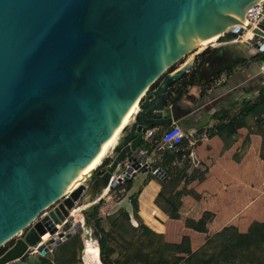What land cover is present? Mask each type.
<instances>
[{
  "label": "water",
  "instance_id": "obj_1",
  "mask_svg": "<svg viewBox=\"0 0 264 264\" xmlns=\"http://www.w3.org/2000/svg\"><path fill=\"white\" fill-rule=\"evenodd\" d=\"M257 1L0 0V247L13 241L0 264H24L82 230L76 222L36 248L56 231L53 218L68 217L85 191L84 184L68 194L64 188L144 95L111 161L89 177L92 194L148 170L143 135L192 111L172 101L170 90L205 48L151 86L196 49L195 38L241 35L230 17L242 21ZM253 32L261 38L249 42L263 50L264 32ZM238 44L246 45L220 44L210 53ZM125 161L130 167L114 180ZM154 175L163 180L167 173L157 168Z\"/></svg>",
  "mask_w": 264,
  "mask_h": 264
},
{
  "label": "crops",
  "instance_id": "obj_2",
  "mask_svg": "<svg viewBox=\"0 0 264 264\" xmlns=\"http://www.w3.org/2000/svg\"><path fill=\"white\" fill-rule=\"evenodd\" d=\"M249 63L236 67L229 77L223 74L218 80L221 83L218 88L207 90L206 99L198 98L194 87L179 99L192 111L176 122L186 136L172 151V164L176 166L173 171L180 179L175 180L174 187L167 189L169 192L171 190L172 195L181 192L172 199L179 207L180 218H200L203 215L210 218L206 232L190 229L186 233L190 240L193 237L214 239L218 233H226L231 228L239 234L248 233L254 228L258 232L264 231V101L243 117L244 125L239 127L228 120L213 117L215 112L222 113L224 110L228 114L240 113L242 94H258V85L243 88L259 76L257 72L245 69ZM163 127L151 128L156 132ZM161 155L162 152L153 151L149 156L152 161L156 159L160 162ZM169 178L167 175L163 181H169ZM150 183H153L152 188L155 185V191L149 190L148 194H144ZM161 189L162 185L155 178L143 185L138 198H143L140 200L139 214L148 218L144 213L148 208L156 207L157 219L148 220L154 221V226L159 229L155 231L166 235L168 228L165 219L169 216L154 201ZM201 233L204 236H199ZM172 234L177 236V230ZM246 251L237 249V255Z\"/></svg>",
  "mask_w": 264,
  "mask_h": 264
},
{
  "label": "trees",
  "instance_id": "obj_3",
  "mask_svg": "<svg viewBox=\"0 0 264 264\" xmlns=\"http://www.w3.org/2000/svg\"><path fill=\"white\" fill-rule=\"evenodd\" d=\"M253 58L254 59L252 60H254L257 65L258 63H264V51L258 52V54H256ZM193 79L194 73L193 70H190L189 72H186L180 80L175 82L170 90L171 100H179L185 93H187L190 85L192 84ZM156 86L157 81L152 85V88H155ZM257 91L258 94L253 99H244L242 101L240 113L238 112L234 114H228L227 110H224L222 113L215 112L213 114V117L219 120H228V122L235 123L237 127L244 125L243 117L255 106L264 101V84L262 86H259ZM168 127L169 126H165L161 129H158L148 139H144L141 146L142 149L147 152V154L150 155L153 151H158L157 148L160 143L162 133ZM158 152H162V159L160 162H157L155 159L152 162V167L162 168L167 173V175H169V181L167 180L165 182L163 180H160L156 178L154 174L149 172V176L146 180L142 182L141 186L145 185L147 181L151 178L157 179V181H159V183L162 185V189L157 193L155 197V204L162 211L167 213L169 218L177 220L180 218L179 207L175 205V202L172 199H174L176 196H179V193L181 192L177 191L174 193V195H172L170 190V192H167L166 194V189L168 188V186L174 187L175 180L180 179V176L178 174H174L173 171L176 168V166L172 164V161L174 159V152L168 150ZM104 162L107 164L108 159L104 160ZM122 183L124 184V187L127 190H130L133 184V175ZM120 184L121 183H118L114 188H118ZM141 188L142 187H139L136 192L132 194L133 198L131 200L132 214L137 220V222L139 221V218L137 216L138 207L136 197L140 193ZM159 198H163V201H165L166 206L162 205L159 202ZM83 213L85 216V221L93 226V228L95 229L96 237L98 238L97 240L100 247V254L98 255L97 248L95 252L97 255V258L95 260L96 264H184L185 261H187L188 264H246L244 260L239 258V256H241L243 253L241 255H237V249L247 250L246 252L248 253L246 254L249 255V253H251L253 255L255 249L259 248V241L264 238V231L260 230L258 232V230H256L257 228H254L253 231H249L248 233L240 234L234 228L227 229L228 232L218 233L215 238L220 240V242L217 243H221V249L214 253L212 252L210 254H204L200 250L189 249L190 239L187 236H183V241L180 243H171L163 241L161 247L159 246V243L157 244L152 238H148L146 236V242L143 240L144 243L142 242V245L137 244V250H135L133 254L131 253L127 255V257L123 260H120L119 258L112 257L113 249H111L109 246L106 245V243L104 244L103 242L102 237L107 232L105 231L102 224V217L100 215V202H95L91 204L86 209H84ZM122 215L125 220H129V212L122 210ZM109 219L112 224L116 223L115 218ZM209 219V216L206 215H203L202 217L197 219L186 218L184 220V225L185 227L193 231L204 233L206 232V225ZM137 226L141 229L143 233H145V235H148L147 233H151L153 235H156L155 237H157L159 240H162L161 237L164 236L163 234L153 232L147 225L142 224L141 222H138ZM208 240V237H206L205 241L207 242ZM12 243L13 241H10L5 246L0 247V255ZM82 247L83 246L81 234L77 232L61 244L56 245V247L51 253H47L45 255L37 254L39 260L38 264H50L51 262H55L56 264H76L79 261L77 257L78 250L82 249ZM142 247H145L146 250L141 249ZM87 248L88 245H86L85 250ZM179 252L180 254L177 255V253ZM181 253H186L187 256L183 257L181 256ZM168 254H173V259H169L167 257ZM251 260H253V256Z\"/></svg>",
  "mask_w": 264,
  "mask_h": 264
},
{
  "label": "rangeland",
  "instance_id": "obj_4",
  "mask_svg": "<svg viewBox=\"0 0 264 264\" xmlns=\"http://www.w3.org/2000/svg\"><path fill=\"white\" fill-rule=\"evenodd\" d=\"M236 35L237 34H232L231 36L234 38V37H236ZM232 37L230 40H232ZM245 40L241 41V42L246 43L249 46V48L247 49V51L251 55V56H249V58H251L249 60V62L253 63V65L249 68V71L257 72L259 74V77H261V78H259V80L255 81V83H253V85L262 86L264 84V64L262 65V67H260L255 63L254 60H252V59H254L253 57L256 54H258V51L252 46V44L248 43ZM216 41H217V39L211 43H215ZM226 41H229V40H226ZM201 49H203V48H201L200 46H196V49L188 52L185 56H183L182 59H180L177 63H175L174 66H172L170 69L165 71V73L158 79L157 85L159 86L160 82L162 81V79L166 75V73H168L172 69L178 67L181 63L185 62V59H190L191 58L190 56L192 55L193 51L201 50ZM251 86H252V84L249 85V87H251ZM151 89H153L152 86H151ZM145 96L146 95H144L140 99L139 102H141L145 98ZM139 110H140V108H138V105H137L136 108L134 109V113L132 115L131 121L128 123L127 126H129L131 124V122L134 120V117ZM123 128L117 134L113 145L108 148L106 156L102 159L101 163L94 170H96L98 167H103L106 164L104 162V160L108 159V162L111 161V159L115 155L114 147L119 142V140L123 134ZM149 172H150V170H147L145 172L133 173V184H132V187L130 190H127L124 187V184L121 183L118 188L111 189L109 191L108 196H103V192H98L96 194H92V189H91L92 183L89 180V178H87L86 180H84L82 182V184L85 185V191L83 192L81 199L75 204L74 209L72 211V215L74 216V219L80 220L81 216H83L82 211H84V209H86L88 206H90L88 204H91V202L92 203L95 202V198H99V196L102 194L101 195L102 197H101V199H99L98 202H100V215L102 217V224H103L105 231L107 232L102 238H103L104 244L106 243L107 246H109L111 249H113V251H112V257L113 258H119L120 260H123L124 258L127 257V255H129L131 253L133 254L135 252V250H137V244L142 245L144 243L143 240L146 242V240H147L146 236L148 238H152L157 244L159 243L160 247H161L163 241L171 242V243H180L183 241V239H182L183 236L189 237L188 235H186V233L191 231V230L189 228L185 227V225H184V220L186 218H179L178 221L175 219H172V218H166L165 222H168L166 225L168 228V232L166 235L163 234L164 236L161 237L162 240H159L157 237H155L156 235H153L151 233H147L148 235H145V233H143L141 231V229L137 226L138 222H141L142 224L147 225L150 228V230H152L153 232L159 233V232L155 231V230H159V229L156 226H154V221H149L147 219V221L145 223L138 212H137V216L139 218L138 219L139 221L137 222V220L134 218V216L132 214V208H131V202H132L131 200L133 198L132 194L134 192H136V190L139 187L143 188V186H141L142 182L147 179V177L149 176ZM151 185H153V183H150L146 187V189L143 191L144 194H148L149 190L155 191V185L153 186V188L151 187ZM168 189H171V187L168 186ZM168 189H167V191L169 192ZM139 195H140V193L136 197L137 207H138L137 210H139L140 200L143 199L141 197H140V199H138ZM159 202L162 205L166 206V203H165V201H163V198H159ZM50 208H48L47 210H49ZM122 210L129 212L130 218L128 221L124 219V217L122 215ZM84 218H85V216H84ZM109 218H115L116 223L112 224L110 222ZM194 219H197V218H194ZM73 221H74L73 218L72 219L69 218L68 224L71 225ZM83 221H84V223H83L84 228L79 232L81 234L83 247H82V249L78 250L77 257H78L79 261L76 264H84L83 261L81 260L83 253H84V258H85V261L87 264H96L95 260L97 258V255L95 252H96L97 248H98V254H100V247H99L98 240H97L98 238L96 237L95 229L93 228V226L88 224L85 221V219ZM114 224H116V225H114ZM65 228H67V225ZM175 230H177V236L172 234V232ZM160 234H162V233H160ZM199 236H204V235H202V233H201V234H199ZM189 239H190V237H189ZM201 242L203 244L201 246H199ZM217 242H220V240L214 238V239H210L206 242L205 238H203V237L202 238L193 237L190 240L189 249L190 250H200L204 254L205 253L210 254L212 252L213 253L217 252L221 249V245H220L221 243H217ZM86 245H88V248L84 251ZM197 246H199V248L195 249V247H197ZM145 247L144 248L142 247L141 249L146 250ZM246 253H248V252H246ZM246 253H243L241 256H239V258L244 260L246 264H249V263L264 264V238L259 241V248L255 249L253 255L251 253H249V255ZM179 254H180V252L177 253V255H179ZM172 255L168 254L167 257L169 259H173L174 255L173 256ZM181 256L186 257L187 254L181 253ZM252 256H253V260H251ZM38 262H39V260H38L37 254H34V255L32 254L30 257H28L25 260L24 264H38ZM133 264H138V263H133ZM184 264H188L187 261H185Z\"/></svg>",
  "mask_w": 264,
  "mask_h": 264
},
{
  "label": "built area",
  "instance_id": "obj_5",
  "mask_svg": "<svg viewBox=\"0 0 264 264\" xmlns=\"http://www.w3.org/2000/svg\"><path fill=\"white\" fill-rule=\"evenodd\" d=\"M238 25L243 28V31L247 30L248 27H251V32H252L251 33V37L246 39L245 41L250 43L249 40H253V42H256L257 40H259L261 38V35L255 34L253 32V30L254 29H259L260 31L264 32V0H258L257 2L252 4L245 11L243 22L238 24ZM224 34L225 33H222V36H221L222 38H224ZM236 36H239V35H236ZM237 38H235V39H237ZM262 38L263 39L261 41V45L264 44V36ZM227 39H229V41L234 40L233 38H232V40H230L231 37L227 38ZM224 40H225V38H224ZM229 41L225 40V42H229ZM225 42H223V43H225ZM209 44H211V43H209ZM250 44H252V43H250ZM213 45H214V43H213ZM255 49L257 51H259V52L260 51H264V49L263 50H259L258 48H255ZM263 64L264 63H258V65L260 67H262ZM242 95H243V100L244 99L245 100L253 99L256 96L255 94H252L250 92H245ZM154 131H155L154 128H148L145 131V133L143 135V138L144 139H148L154 133ZM185 136H186V133L183 130V128L178 123L174 122L171 125H169V127L162 133V136H161V139H160V143L158 145L157 150L158 151H164V150L173 151L174 149H176L182 143V141H183ZM146 162H147L148 170H150V172L152 174H154L157 171V168H153L152 167V162L153 161L151 160L150 156H148ZM140 166H143V164L141 163ZM129 167H130L129 162H126V161L123 162L121 164L119 170L115 174L114 180L119 178L121 176V174ZM133 173H135L134 170L131 172V176L133 175ZM123 181L124 180L121 178L118 183H122ZM101 195L99 196V198H95V202H98L99 199H101V197H102ZM95 202H93V203H95ZM93 203L91 202V204H93ZM91 204H88V205H91ZM157 212H158V209L156 207L148 208L147 212L144 213L145 216L148 217V218H143V216L141 218L143 219V221L145 223H146L147 219H150V220L151 219H157V218H155L157 216ZM138 213H139V210H138ZM82 215L83 216H81L80 220L73 219L74 221L72 222L71 225H75L76 222H80L81 227L83 229L84 228V225H83L84 221L83 220L85 219L83 211H82ZM68 221H69V218L68 219L64 218L62 220L60 226L56 225V231L53 234H50L49 238L43 240V238L41 236V241L36 245V248H38L40 246V244L44 243L46 240H49L50 238H53L59 232H63V233L66 234L67 231H68V228L71 226L70 224H68ZM65 222H67V223L65 224ZM66 225H67V228H65ZM54 247L55 246H52V245L47 246V251H46L45 254L51 253L53 251ZM34 254H40V253L37 250V251H35L33 253V255ZM81 260L83 261L84 264H87L86 261H85V258H84V253L82 255ZM50 264H56V263L55 262H51Z\"/></svg>",
  "mask_w": 264,
  "mask_h": 264
},
{
  "label": "flooded vegetation",
  "instance_id": "obj_6",
  "mask_svg": "<svg viewBox=\"0 0 264 264\" xmlns=\"http://www.w3.org/2000/svg\"><path fill=\"white\" fill-rule=\"evenodd\" d=\"M230 37H232V36L228 35V34H224L225 40H229L227 38H230ZM224 38L217 40L214 43V45H213V43H211L208 46H206L205 52L195 58L194 67L191 69V70H193V73H194V79H193L192 84L190 85L189 89L191 87H194V90L197 91L198 98H200L201 100L204 99L206 96H208L207 95L208 89H211V91H213V90H216L218 88V85L221 84L220 81H218V80L220 79V77L223 74L228 75V77H229L230 73L236 67H238L239 65H243V64L246 65V63L249 62V60L251 59V58H249V56H251V55L247 51V49L249 48V46L247 44L246 45L245 44L235 45V46L231 47L230 49L222 51L219 54L210 53L212 50L215 49V47H217L220 44H226V43H230V42L231 43L232 42L233 43L234 42L243 43L241 41H244L242 39L237 38V36L234 38L232 37L234 40L229 41V42H225ZM235 38H237V39H235ZM223 42H225V43H223ZM251 66H252V63L250 62L248 64V66H246L247 68H245V69L249 70V68ZM215 72H218V73L215 76H213ZM259 78H261V77L256 76L252 80V82L245 84L243 88H246V86H249L251 84H252L251 87H254L253 83H255V81L259 80ZM207 80H210V82L207 84V86H205L204 93L201 96H199L200 91L202 90L201 85ZM100 169H102V167H100Z\"/></svg>",
  "mask_w": 264,
  "mask_h": 264
},
{
  "label": "bare ground",
  "instance_id": "obj_7",
  "mask_svg": "<svg viewBox=\"0 0 264 264\" xmlns=\"http://www.w3.org/2000/svg\"><path fill=\"white\" fill-rule=\"evenodd\" d=\"M232 22L233 21H237L242 23L244 19H242V21L240 20V17H236V16H231L230 17ZM240 20V21H239ZM251 27H248L247 30L243 31V33L241 35H239V39L245 40L251 37ZM222 33H217V34H213L210 37L207 38H195L192 42V46L196 48V46H200L201 48H205L206 46H208L209 43L213 42L214 40H219L222 37ZM196 45V46H195ZM202 50V49H201ZM192 57V55L190 56ZM189 59H185V61H187ZM139 102V99L137 98L126 110V112L124 114L121 115L120 117V121L119 124L115 127V129L112 131V133L109 135V137H107L104 142H102L98 152L94 155V157L87 163L85 164L82 168H80L77 173H75L74 177L71 179V181L68 183V185L64 188L63 190V194H68L70 191L74 190L76 187H78L80 184H82V182L84 180H86L87 178H89L94 169L101 163L102 159L106 156L107 150L110 146L113 145L115 138L117 136V134L120 132V130L128 125V123L131 121L132 115L134 113V109L136 108V106L138 105L137 103ZM115 174V172L113 173V175ZM109 194V186L105 187L103 190V196H108ZM74 209V208H73ZM73 209L70 210L69 215L67 218H73L74 216L72 215V211ZM56 225L60 226L61 222L57 217L53 218ZM50 233L46 232L42 235L43 240L49 238Z\"/></svg>",
  "mask_w": 264,
  "mask_h": 264
}]
</instances>
